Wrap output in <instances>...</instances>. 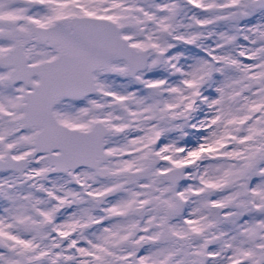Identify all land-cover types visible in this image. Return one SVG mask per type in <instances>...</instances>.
Segmentation results:
<instances>
[{
  "label": "snow or ice",
  "instance_id": "obj_1",
  "mask_svg": "<svg viewBox=\"0 0 264 264\" xmlns=\"http://www.w3.org/2000/svg\"><path fill=\"white\" fill-rule=\"evenodd\" d=\"M0 264H264V0H0Z\"/></svg>",
  "mask_w": 264,
  "mask_h": 264
}]
</instances>
